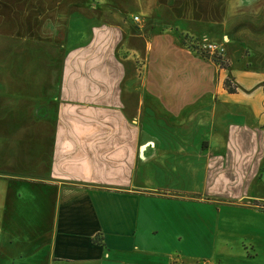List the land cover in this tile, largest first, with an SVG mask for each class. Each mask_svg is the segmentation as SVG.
<instances>
[{"label": "crops", "instance_id": "1", "mask_svg": "<svg viewBox=\"0 0 264 264\" xmlns=\"http://www.w3.org/2000/svg\"><path fill=\"white\" fill-rule=\"evenodd\" d=\"M52 1L57 77L0 54V264H264V0H0V47Z\"/></svg>", "mask_w": 264, "mask_h": 264}, {"label": "rangeland", "instance_id": "2", "mask_svg": "<svg viewBox=\"0 0 264 264\" xmlns=\"http://www.w3.org/2000/svg\"><path fill=\"white\" fill-rule=\"evenodd\" d=\"M52 2L53 4L49 5L48 7L47 18L42 17V20L47 19V28L45 29V26L43 27L42 36L40 34V25H41V23L39 22L40 17L33 15L30 19L32 26V32H31L32 45L30 48L24 49L22 46H18V42H16L17 46L15 49L0 47V54H12L14 50L15 54L18 56L29 55L32 60L33 76L39 73L40 71L46 70V72L55 73V77H57L58 69L61 65L62 58L67 51V48L64 45L65 32L64 30L62 31L60 29V27L65 25L67 18L66 15L56 16V14L54 13L55 7L53 6L54 1ZM148 3L149 0H95L92 2V5L95 7L97 6V8H99L102 11L109 8L121 9V10H127V12L130 15L132 14L139 15L140 11L145 7H147ZM59 19H60V23H59ZM36 22L38 23L35 24ZM57 26L59 28H57ZM203 40L205 39H202V41ZM6 44L7 43L5 42V45ZM225 50H227L226 47ZM259 53L260 54L258 55V57H264L262 56L264 55V52H262V55L260 51ZM252 63L255 68L256 67L264 68V62H256L255 60L252 59ZM222 64H224L225 67L227 65V63L225 62ZM233 65L235 67L237 66L240 67L242 63L235 61Z\"/></svg>", "mask_w": 264, "mask_h": 264}, {"label": "built area", "instance_id": "3", "mask_svg": "<svg viewBox=\"0 0 264 264\" xmlns=\"http://www.w3.org/2000/svg\"><path fill=\"white\" fill-rule=\"evenodd\" d=\"M135 19L137 21L139 20L138 18ZM194 51L200 57H207V60L209 61H217V63H215L220 66L225 62L224 58L226 50L224 44L211 43L210 41L205 39L196 43V49Z\"/></svg>", "mask_w": 264, "mask_h": 264}, {"label": "trees", "instance_id": "4", "mask_svg": "<svg viewBox=\"0 0 264 264\" xmlns=\"http://www.w3.org/2000/svg\"><path fill=\"white\" fill-rule=\"evenodd\" d=\"M189 43L191 44V48H193V50H195L196 49V45L195 44L197 43V41H190ZM202 58L207 59V57H202ZM215 62L217 63V61H215ZM224 66H225L224 64L221 65V67H223V68H224ZM95 242H97L98 244H102V240L101 239L100 240H95Z\"/></svg>", "mask_w": 264, "mask_h": 264}]
</instances>
